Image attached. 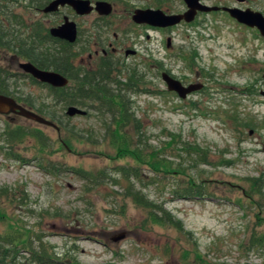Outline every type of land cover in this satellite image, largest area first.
Segmentation results:
<instances>
[{
    "label": "rangeland",
    "instance_id": "obj_1",
    "mask_svg": "<svg viewBox=\"0 0 264 264\" xmlns=\"http://www.w3.org/2000/svg\"><path fill=\"white\" fill-rule=\"evenodd\" d=\"M108 1L114 12L104 20L95 12L78 16L70 7L54 15L27 12L22 6L16 12L27 24L41 20L48 29L68 16L82 31L72 52L82 47L89 49L85 53L94 52L96 46L84 37L93 41L89 31L100 21L106 43L116 47L118 34L124 46L138 51L127 62L139 71L143 84L127 97L141 123L140 145L130 127L126 134L133 143H122L120 149L122 135L117 141L107 135L103 117L87 107L78 106L87 115L70 119L69 106L55 107L46 86L23 76L18 62L26 59L15 60L13 54L0 51V68L21 75L9 81L13 96L38 99L48 106L44 116L55 114L70 129L59 133L24 117L0 114V187L12 193L0 197V238L9 242L17 237L12 242L18 251L15 264H41L32 262V250L47 252L46 264H264V37L222 12L199 13L192 23L161 31L131 19L140 8L183 13L184 0ZM200 1L264 15V0ZM163 72L184 84L202 83L204 89L181 99L167 90ZM114 77L124 81L125 76ZM19 128L41 132L43 138L29 133L18 142L3 140L6 130ZM72 128L85 141L72 139ZM66 139L71 149L63 145ZM136 144L146 154L151 146L164 151L182 170L154 174L129 154ZM188 146L208 162L193 161L184 150ZM137 166L144 183L137 188L171 213L180 227L153 221L149 210L124 196L128 182L116 170ZM72 168L105 171L119 184L108 179L87 190V182ZM193 184H203L206 195L180 198L178 192ZM122 233L126 237L115 241Z\"/></svg>",
    "mask_w": 264,
    "mask_h": 264
},
{
    "label": "trees",
    "instance_id": "obj_2",
    "mask_svg": "<svg viewBox=\"0 0 264 264\" xmlns=\"http://www.w3.org/2000/svg\"><path fill=\"white\" fill-rule=\"evenodd\" d=\"M47 3V0H3L0 2V51L15 54L18 57L32 62L39 68L54 70L70 78L73 86L70 85L65 88H52L48 85L42 84L46 86L53 95L55 99V107L61 105H75L84 108L87 107L89 110L95 111L98 115L103 117L101 125L106 129L107 135L116 139V141L119 135H122L125 139L120 140V149H123V146L121 145L122 143H128V147L129 145H132L133 142L131 137L126 134L127 129L132 127L138 135L140 145L141 135H143L141 123L139 119L136 118L135 112L132 111L130 99L127 97L128 93H138L139 87L143 84V78L140 76L139 71L128 70L126 81H122L123 78L118 79L114 77V67L109 66L102 67L100 72L84 75H82V73L75 74L69 67L70 56H66V53L68 52L67 47L69 45L64 41L52 37L49 33V29L43 21L35 20L31 24H27L23 19V14L16 12V9L21 6L26 8L27 12L28 10L31 12H41ZM136 74L139 76H136ZM20 77L21 76L11 74L6 69L0 68V94L13 96L15 93L11 92L9 81L12 79L19 80ZM28 77L33 82L39 83L31 76ZM16 99L26 107L43 116L47 114L46 109H48V106L39 103L36 98L30 96L24 98L20 95L17 96ZM48 116L60 126V132L62 129L66 131L70 130L63 124L59 116H56L55 114H48ZM106 117L110 119L109 122H106ZM114 126L116 128H114ZM71 132L72 139L85 141L84 136L81 135L78 130L72 128ZM29 133L36 137L40 135L41 139L43 138L41 132H29V130L24 128H19L15 131L6 130L2 136H6L3 140L8 141L10 144L18 142L22 137L27 136ZM95 142L98 143L97 141ZM63 145H65L67 149L70 148L67 139L64 140ZM139 145H137L136 150L132 152L129 150L126 151H129V154H133L135 159L140 163H146L151 167L153 169L151 172L154 174H161L160 171L163 169L168 173L171 171L182 170L181 164H177V166L174 167L173 165L175 163L166 159L164 151H156L151 146V153L146 154L141 150ZM184 150L187 156L193 161L199 159L198 161L201 163L208 162L203 154H200V151H197L191 146L184 147ZM148 157L152 159V162H148ZM140 169V166L135 168L130 167L120 171L117 168L115 174L122 176L124 180L128 182L124 196L132 198L136 205L149 210L150 218L153 221L171 223L180 227L179 222L172 218L171 213L159 207L158 204L143 194L142 189L137 188V184L141 187L144 186ZM71 170L79 178L87 182V190L104 185L107 183L106 181L108 179L112 181V185L114 186H118L119 184V182L114 179V176L107 175L105 171L93 173L79 168H72ZM203 187H205L203 184L202 187L193 184L191 188H184L180 190L178 194L180 198L202 197L203 195H206V188L204 189ZM11 195L12 193L7 187H0V197H9ZM16 239L17 237H14L9 242H6L0 238V264H15L18 251L14 248L12 242H15ZM42 251L43 249L41 248L40 252ZM45 255L47 256V252H44L42 255V253L32 250V262L46 264L43 262V259L46 258Z\"/></svg>",
    "mask_w": 264,
    "mask_h": 264
},
{
    "label": "water",
    "instance_id": "obj_3",
    "mask_svg": "<svg viewBox=\"0 0 264 264\" xmlns=\"http://www.w3.org/2000/svg\"><path fill=\"white\" fill-rule=\"evenodd\" d=\"M184 1L187 4L188 10L183 14H166L160 9L152 8L137 9L132 19L137 24H148L155 28H169L180 25L183 21L187 23L193 22L199 12L210 13L222 10L229 13L232 18L240 23L258 29L261 36L264 37V15L261 12L252 9H241L239 7L208 6L201 3L200 0ZM242 1L239 0V2ZM65 7L72 8L78 16H87L93 11L98 12L100 15L108 16L113 12V5L102 0L97 1L95 4H92L91 0H52L42 9V12L46 15L55 14ZM49 31L52 37L70 44L76 43L78 39L77 24L70 20L68 16L64 17L60 25L50 28ZM171 44L172 40L168 39V47ZM131 53H135V51H128V54ZM19 68L23 73L30 75L40 83L53 88H65L70 84L69 78L62 73L39 68L29 61L20 62ZM162 79L167 86V90L177 93L181 99H186L189 95L201 91L204 88V85L201 83H192L185 86L181 81L172 77L167 72L162 73ZM261 95L264 97V91L261 92ZM0 114L6 116L11 114L18 115L60 131L58 124L20 104L14 97L6 94H0ZM66 114L69 117L85 116L87 115V111L72 105L68 107ZM125 237L126 235L122 233L114 238V240L118 242Z\"/></svg>",
    "mask_w": 264,
    "mask_h": 264
},
{
    "label": "flooded vegetation",
    "instance_id": "obj_4",
    "mask_svg": "<svg viewBox=\"0 0 264 264\" xmlns=\"http://www.w3.org/2000/svg\"><path fill=\"white\" fill-rule=\"evenodd\" d=\"M98 1H100V0H98ZM102 1L109 2L108 0H102ZM237 1L239 2V0H237ZM245 1L246 0H243L242 2H239V3L240 4H243V3H245ZM91 2H92V4H95L97 1L94 3L91 0ZM239 8H241V9H251V8H242V7H239ZM141 9H148V8H141ZM94 12L98 14V17H99L100 20H104L105 18H108V17H110L113 14L114 7H113L112 14H110L108 16L100 15L96 11H93L91 14H93ZM134 12H133V14H134ZM218 12L226 13V14H228L230 16V14L227 13V12H224V11H218ZM211 13H216V12H211ZM133 14H132V16H133ZM166 14H168V13H166ZM87 16H89V15H87ZM132 16H131V19H132ZM132 21H133V19H132ZM135 24L136 25L146 26L147 28H150V29H156V30H160V31L161 30H165V29H160V28L152 27V26H150L148 24H137V23H135ZM103 28H105L103 21H100V23H95L93 25V27H92V30L89 31V33H91L93 35V37H91L93 39V41H91L90 39L89 40H86L85 37H84V40H85V42L87 44L93 43L96 46V49L94 50V52L85 53L86 51H89V49H87V47H82L81 50L76 51V52H72L71 50H73V49L76 48V46L79 44V40L82 37V35H81V33H82L81 28L77 24L78 39H77L76 43L70 44V43L64 41V42H66L69 45L67 47L68 52L66 53V56H70V66L69 67H70V69L75 74L82 73V75H84V74H91V73H94V72H100V69L102 67H104V66L114 67V70H113L114 73H117L119 75H124L125 76L124 77V80L126 81V79H127V76L126 75L128 74V70H132L130 68V63H128L127 60L130 57L137 56L138 55V51L136 49H134V48H128L127 46H124L123 43L120 41V36L118 34H115L114 35V37H115V39L117 41V44H116L117 46L116 47H114V44L111 43V42L106 43V40L103 37V34H104V31H102ZM252 29H256V28H252ZM128 51H135V53L128 54ZM13 55L15 57L13 59H15V60L17 58L20 59L15 54H13ZM79 56H80V62L79 63H76L75 62V58H78ZM122 56H124V58ZM26 61H28V60H25V62ZM20 62L21 61H19L18 64ZM14 75L15 76H21V75H19V73H16ZM170 75L172 77L176 78L172 74H170ZM23 76L28 77L30 75H27V74L24 73ZM70 84L71 85L73 84L72 81H70ZM184 85L187 86L189 84H184ZM196 93H198V92H196ZM193 94H195V93H193Z\"/></svg>",
    "mask_w": 264,
    "mask_h": 264
}]
</instances>
